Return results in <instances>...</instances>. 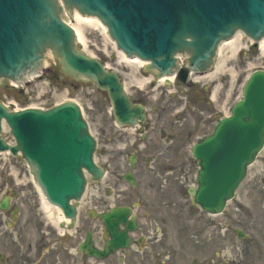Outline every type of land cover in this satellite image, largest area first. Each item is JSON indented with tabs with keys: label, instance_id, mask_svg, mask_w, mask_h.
Segmentation results:
<instances>
[{
	"label": "water",
	"instance_id": "95a60500",
	"mask_svg": "<svg viewBox=\"0 0 264 264\" xmlns=\"http://www.w3.org/2000/svg\"><path fill=\"white\" fill-rule=\"evenodd\" d=\"M64 2L66 7L75 6L81 13L98 16L118 48L127 56L151 61L145 70L156 68L160 75L170 73L173 55L185 50L191 53L190 67L194 71L204 70L216 44L236 29L253 39L264 37V0ZM58 14L59 8L50 0H0V77L16 79L26 70H37L41 53L51 48L60 58L63 73L85 78L107 90L117 123L133 125L135 119L142 120L143 109L129 103L115 75L75 51L73 32L59 20ZM183 72L186 77L187 71ZM1 119L10 128L16 145L9 146L0 138V151L9 150L13 155L20 151L47 200L59 206L66 217H73L74 207L69 201L80 198L83 169L96 179L102 174L93 164L94 141L79 108L66 102L45 111L10 112L0 104V122ZM263 135L264 72L255 71L230 116L220 120L213 133L193 147L200 170L198 187L192 194L205 211L219 213L223 209L243 179L247 165L262 147ZM129 213L128 208H120L103 215L111 236L108 250L126 246L125 231L135 227L133 221L126 222ZM120 222L125 224L124 232H117Z\"/></svg>",
	"mask_w": 264,
	"mask_h": 264
},
{
	"label": "rangeland",
	"instance_id": "374dc122",
	"mask_svg": "<svg viewBox=\"0 0 264 264\" xmlns=\"http://www.w3.org/2000/svg\"><path fill=\"white\" fill-rule=\"evenodd\" d=\"M68 19L71 20V15ZM85 33V45L78 44V49L114 70L131 98L145 96L141 101L151 110L145 128L154 127L157 133L161 130L169 133L172 125L180 128V140L171 146L170 151L158 141L153 128L147 129L153 144H148L147 139L142 141L145 137L142 129L116 128L106 93L86 81L77 83L60 78L59 85L55 86L41 77L23 82L8 93L1 85L0 100L11 109L48 108L64 100L75 101L96 139L94 160L106 170L102 182L88 184L83 203L101 209L112 203H138L139 222H157L159 235L162 232L164 237L155 244V251L161 253L164 248L170 251L173 256L171 264H185L183 256H193L196 252L215 263L233 259L236 264H264V147L222 215L206 216L192 205L186 193V189L196 183L197 166L191 155L193 144L210 134L218 119L241 97L247 76L256 69L264 70V50L261 53L246 46L230 56L228 49L224 48L221 55L226 70L211 79L194 75L192 79L198 80L193 83L191 79V84L187 85L173 80L169 84L154 81L147 87H138L130 75L133 71L142 72L141 67L135 69L121 62L110 38L100 27L86 29ZM242 44H245V38ZM217 63L218 58L214 67ZM54 66L50 62L49 67ZM214 67L209 72L214 71ZM203 87L215 88L214 101L200 91ZM155 108L159 115L163 113L159 121L152 115ZM2 135L8 142L12 140L7 127ZM153 148L163 154L157 155ZM131 156L135 161L133 167L129 163ZM127 171L136 178L135 188H130L122 179ZM6 187L19 193L21 200L39 201L29 169L19 156L0 155V190ZM122 192L125 198L112 197ZM233 229L243 231L244 239L239 241ZM157 259L159 264V257Z\"/></svg>",
	"mask_w": 264,
	"mask_h": 264
},
{
	"label": "flooded vegetation",
	"instance_id": "af4514ba",
	"mask_svg": "<svg viewBox=\"0 0 264 264\" xmlns=\"http://www.w3.org/2000/svg\"><path fill=\"white\" fill-rule=\"evenodd\" d=\"M6 203L7 209H0V264H87L90 257L78 253L76 239L81 231L93 228L91 213H86L88 220L81 222L80 231L62 236L44 221L36 203ZM94 233L96 247L101 249L106 233L100 227ZM136 243L139 245L141 239ZM152 255V251L143 254L142 264L149 263ZM128 257L129 254L117 252L100 261L94 259L93 264H123ZM200 263L197 260L196 264Z\"/></svg>",
	"mask_w": 264,
	"mask_h": 264
},
{
	"label": "bare ground",
	"instance_id": "6f19581e",
	"mask_svg": "<svg viewBox=\"0 0 264 264\" xmlns=\"http://www.w3.org/2000/svg\"><path fill=\"white\" fill-rule=\"evenodd\" d=\"M67 23H69V25L74 29L75 34H76V41L79 44L85 45V37H86V33L85 30L86 29H95L100 27L103 32L106 33V28L104 26H102L99 21L94 18V17H89V18H84L82 17V15H80L78 12L73 11L72 12V16H71V20L68 19ZM243 34L240 32H237L230 40H228L226 43H222L219 44L218 49H217V53H216V58H218V63L214 68V71L208 73L207 75H205L206 79H211L213 78L216 74L220 73V72H224L225 69V65H224V56L222 58V50L224 48L228 49V51L230 52V56H234L243 46V44H241V40H242ZM111 41V40H110ZM112 42V41H111ZM112 44L114 45V43L112 42ZM115 47V46H114ZM258 49L261 51V53H263L264 50V41H260L258 43ZM116 50V49H115ZM117 52V56L120 59L121 62L125 63V64H129L131 66H134V68H140L144 65H146V62L143 60H138V59H126V57L123 55L122 52H120L119 50H116ZM182 57L181 56H177V59L180 60ZM182 61V60H181ZM135 68V69H136ZM131 77L133 78L134 82L136 83L137 86L142 87L148 83H150L152 81L151 77L148 78H136L137 74L136 71H133L131 73ZM173 77L169 76V77H162L161 79H159L158 81L160 82H172ZM198 80V79H196ZM214 91H216L214 89ZM33 107V106H31ZM42 195V194H41ZM41 199L44 203V205L46 206L47 204L45 203V199L43 196H41ZM44 208L46 209L47 207ZM58 212V210H55Z\"/></svg>",
	"mask_w": 264,
	"mask_h": 264
}]
</instances>
